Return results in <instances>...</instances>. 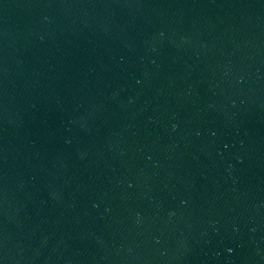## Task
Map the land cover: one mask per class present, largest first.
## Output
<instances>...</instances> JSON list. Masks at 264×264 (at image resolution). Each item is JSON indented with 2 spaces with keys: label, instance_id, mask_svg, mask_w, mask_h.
<instances>
[{
  "label": "water",
  "instance_id": "obj_1",
  "mask_svg": "<svg viewBox=\"0 0 264 264\" xmlns=\"http://www.w3.org/2000/svg\"><path fill=\"white\" fill-rule=\"evenodd\" d=\"M0 264H264V0H0Z\"/></svg>",
  "mask_w": 264,
  "mask_h": 264
}]
</instances>
